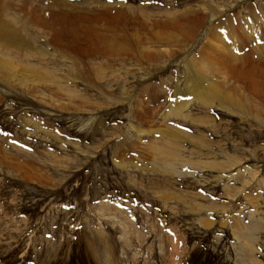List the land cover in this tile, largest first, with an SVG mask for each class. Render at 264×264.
Listing matches in <instances>:
<instances>
[{"label":"rangeland","instance_id":"obj_1","mask_svg":"<svg viewBox=\"0 0 264 264\" xmlns=\"http://www.w3.org/2000/svg\"><path fill=\"white\" fill-rule=\"evenodd\" d=\"M202 5L0 0V22L29 45L0 43V60L18 76L43 79L27 89L0 81V264H264V104L245 99L244 82L201 52L220 21H239L238 38L226 43L235 56L252 53L244 59L255 68L250 82L264 91V0L217 2L226 9L221 16ZM32 9L47 19L52 11L62 31L77 16L95 28L90 20L108 9L141 15L136 20L147 26L108 29L137 36L131 55L108 54L103 40L94 43L102 53L88 58L81 49L89 45L65 39L59 47L51 29L24 22ZM193 11L201 24L187 42L179 27H155ZM245 27L256 29L258 55L241 39ZM200 76L236 94L240 109L229 113L191 96L174 108L178 97L188 99L187 80Z\"/></svg>","mask_w":264,"mask_h":264},{"label":"bare ground","instance_id":"obj_2","mask_svg":"<svg viewBox=\"0 0 264 264\" xmlns=\"http://www.w3.org/2000/svg\"><path fill=\"white\" fill-rule=\"evenodd\" d=\"M22 1L25 2L26 0H22ZM200 1L203 3L202 9L205 11V13H207L208 16L210 13L212 14V15L210 14L211 16L223 15L225 13L226 9L222 7V8H220V10H218V8L216 7L217 2H222V1H224L226 3L230 2V0H200ZM47 4L49 5V3H47ZM48 5H47L48 8L49 7H51V8L62 7V2H58L57 6H53L51 4L49 6ZM209 6L212 9H210ZM51 8L49 10H52ZM32 11H34V9H32ZM46 12H45V14H47V16H48V11L46 10ZM104 12L105 13L100 15L99 19L94 18L93 20H90V23H92L93 27H95V28L101 24L106 25V29L102 30V31L97 30L95 28H91V27H89V28L84 27L83 24L88 25V22H86V21L83 22V20L80 17L78 18V16L73 17V18L68 17V20H66L65 22H62L63 26H64L63 28L65 29L64 31L56 30L57 26H59V23L57 20V15H55L51 11V13L49 14V17L47 19V17L46 18L42 17L41 16L42 14L40 15L39 14L40 12L38 13L37 9L34 12H32V14H30L31 18L29 17V19H24V22L29 20L31 25L36 24L38 26L47 27L48 29H51L53 31V37L50 36L52 38V42L55 43L59 47H62L61 43L65 39L68 40V42H70L71 45H73V47H76L77 45H79L80 47L81 46L85 47V45H89V47L87 49H85V50L81 49V53H83L88 58L89 57L92 58V55H94L95 53H98V54L102 53L100 51L101 47L95 45L94 43L99 44L103 40L106 41L108 48L110 47V49H108V51H107L108 54L123 53V54L131 55V53L134 50V45L138 39V38H136L137 36L135 34L130 35L128 30H124L125 36L120 38L117 35V33H115V31H108V29L117 30L120 25L122 27V24L124 22L125 23L126 22L131 23L133 21H137L136 18L137 17L141 18V15L135 16V15L131 14V16H130L129 10L121 12L118 10L108 9V10H105ZM193 13L196 17L195 16H189L188 17V15H183L181 18V22L174 21V19L170 20L167 18V20H169V21H167V22L165 21L164 23L159 22L158 24L156 23L157 25L155 24L156 25L155 27H157L159 25H162V26L166 25L169 27L173 26L176 28L179 27L180 33H184V35L186 37V40H183L182 42H187L189 40L188 37H191L194 34H196V31L198 29V25L201 24V19H200L201 15L196 14L195 11H193ZM53 17H54V19H53ZM187 17H188V19H187ZM142 20H144V18H142ZM145 20L141 21V22L137 21L138 25H140L141 27L143 26L142 28H146L147 25L145 24ZM59 21H60V18H59ZM146 22H147V20H146ZM236 22L237 21H235V19H233L231 17H229L227 20H225L223 22L220 21L217 24V26L214 27V30H212L214 32L209 35L208 42L204 46L203 49L201 48V50H202L201 52H202V54L205 53V55L209 54V53L211 54V52H212L213 56H211V57H215L217 60L221 61L220 64H224V66H229L227 68L230 69L232 71V73H234L235 77L239 81L244 82V84L246 85V90L244 92L245 94H243V95H245V97H244L245 99H247V97H248V99L253 101V102L258 101L259 103L264 104V91L262 89L263 87L260 86L255 81L250 82L252 72H254L255 68L253 66L251 67L250 65H245L246 61H244V59L247 60L248 59L247 57L252 53L247 52L246 53L247 57H245V58L235 56L233 54V50L230 49L231 44H228L230 39H232V38L237 39L238 38L237 30L234 28L237 25ZM28 26H29V24H28ZM12 28L13 29L10 28L9 23L0 22V43H2L6 49L7 48L8 49L9 48H15L18 46V44H21V45L23 44V45L29 47V45L24 43V42H26V39L23 37L24 34L21 33L20 31L18 32V29H17V31H15L14 27H12ZM242 29L243 30L241 31L242 32L241 33V39L245 40V38L247 37L249 42L251 44H253V48L255 50V54L253 56L258 55L259 50L257 49L258 47L256 45V40H255L256 37L255 36H257V34L255 33V30L258 29V31H259V27L257 26L256 29L253 27H250V28L245 27ZM107 33H111V35H108L106 38ZM243 34H244V36L242 37ZM144 37L145 38L142 37V39H143L142 41H144L145 44L147 45L148 44V43H146L147 39L149 41V39H151V38H149L147 36H144ZM226 37L230 38V39H228L227 43H226ZM131 39L135 42L133 45H131V43H130L132 41ZM119 40H122V42H119ZM177 42H180V40ZM239 44H240V41L237 40L236 46H239ZM115 46H119V49L116 50L115 48H113ZM245 46H246L245 44H241L240 47H238V50L239 49L243 50L245 48ZM236 49L237 48H235L234 53L236 52ZM72 53H74V56H75V52H72ZM236 54H237V52H236ZM144 56L146 59L155 60L154 62H156L158 60V53L146 52ZM215 58H214V60H215ZM209 61L212 62L211 60H209ZM190 63L187 65L189 67L195 68L197 70V67H195V65L193 63H191V64ZM197 72H199V71L197 70ZM197 72H192V73H194L195 76H198L199 74ZM17 73H18L17 68L14 65H12L9 61L0 60V81L7 83L8 85H11L13 83L14 85H16V87L19 86V87L27 89L29 84H31V83L36 84V83H39L43 80L42 77L36 76V75L34 76V75H31L27 72H23L20 76H18ZM199 78H201V79L198 80V78H196V79L194 78V80H193V78H192L191 80H189V82L187 80V82H186L187 84H186L185 89L187 91L189 90V95L187 94L188 99L187 100L184 99V101H181V99H180L181 97H178L179 99L177 102L175 101L176 104L173 106L174 108H178L181 105L187 106L190 103L189 97L191 96L194 100L198 101L199 103H202L205 106L207 105V106H215L216 107L218 105V106H221L220 108L222 110H225L226 112H229V113H235L229 107H233L235 109H240V106H237V102L239 100L237 99L238 96L236 94L234 95L230 91L223 92L222 90H219V89L217 90L215 83L212 82V80L208 77L202 78L200 76ZM190 82H192V84ZM223 90H224V88H223ZM239 111H242V110H239Z\"/></svg>","mask_w":264,"mask_h":264}]
</instances>
